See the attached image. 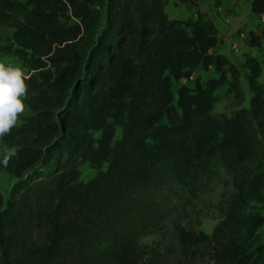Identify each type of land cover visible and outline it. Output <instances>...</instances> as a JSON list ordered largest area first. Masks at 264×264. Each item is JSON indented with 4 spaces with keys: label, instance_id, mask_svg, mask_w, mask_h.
I'll use <instances>...</instances> for the list:
<instances>
[{
    "label": "trees",
    "instance_id": "16d2710c",
    "mask_svg": "<svg viewBox=\"0 0 264 264\" xmlns=\"http://www.w3.org/2000/svg\"><path fill=\"white\" fill-rule=\"evenodd\" d=\"M167 1L0 0V26L13 29L0 34V53L26 71L29 110L0 135V172L16 179L7 201L0 191V264H152L142 238L219 182L229 199L215 262L264 264L263 222L245 214L250 202L264 204L260 62L245 55L244 108L241 72L213 52L217 30L200 0H185L195 21L169 19ZM250 11L263 14L264 0ZM259 41L248 33L250 46ZM198 67L217 76L204 89L179 87L174 106L172 82ZM224 85L232 115L212 113ZM82 161L97 170L87 182Z\"/></svg>",
    "mask_w": 264,
    "mask_h": 264
},
{
    "label": "rangeland",
    "instance_id": "374dc122",
    "mask_svg": "<svg viewBox=\"0 0 264 264\" xmlns=\"http://www.w3.org/2000/svg\"><path fill=\"white\" fill-rule=\"evenodd\" d=\"M250 1L242 0L240 5L242 13H244L247 7L246 3ZM185 5V3L178 2L177 0H169L165 5V13L169 19L190 20L186 14L187 8ZM246 12H250L249 9ZM260 30L263 29L261 28ZM240 31L247 33L243 29H240L238 32ZM12 33L13 29L0 26L2 37L11 38ZM212 69L197 71L193 75L192 80L186 84L180 81L172 82L171 90L174 93L173 105L175 106L176 104L175 94L179 87L188 86L194 89L197 81V85L201 89H204L206 81L215 76ZM241 86L245 92V101L242 107L248 108L251 92L247 84V74L244 69H241ZM213 95V114L219 115L224 113L232 115L235 113L237 110L236 101L232 93L228 92L227 85L218 88ZM25 114H29L26 106L25 110L18 116V123H20L19 118ZM165 123L166 120L163 117L160 120V124ZM120 137L121 128L116 125L115 140H118ZM262 141L264 143V137ZM154 144L155 140L153 138H149L146 141L147 148L152 147ZM0 156L5 157V148L1 143ZM78 169L81 174L80 179L83 182H87L97 173V170L85 161L80 162ZM104 169L105 165L102 167V170ZM15 181L16 179L6 172H0V191L5 201L9 199L10 191ZM173 199L175 202H178L176 198ZM228 199V190L222 188L221 182H219L212 192L201 194L199 198H195L186 204L185 211L179 206L178 211L172 214V219H170L166 227H161L149 236L142 238L141 244L143 246L144 257L151 260L152 264H217L214 259V251L227 235V230L221 226V223L224 220ZM245 214L250 218H257L263 222L257 231L256 243H264V204L250 202L246 207ZM189 237L193 238L194 243L187 242ZM183 240H186L185 243Z\"/></svg>",
    "mask_w": 264,
    "mask_h": 264
},
{
    "label": "crops",
    "instance_id": "0c3cea01",
    "mask_svg": "<svg viewBox=\"0 0 264 264\" xmlns=\"http://www.w3.org/2000/svg\"><path fill=\"white\" fill-rule=\"evenodd\" d=\"M177 1L186 4L185 0ZM241 2L242 0H221L220 5L216 6L215 0H200L197 9L203 14L205 20H210L216 27L218 44L213 52L224 55L231 63L239 68L240 72L241 69H244L246 74H248L249 69L244 65L245 55H250L257 59L262 68L259 80L263 78L260 82L264 83V30H255L260 21V16L251 13V1L246 3L248 8L246 7L244 13L241 12ZM247 9L250 12H246ZM186 14L190 20H196L195 9L187 8ZM240 29L245 30L247 33L252 32L254 35L260 36L259 46H250L247 41L239 40L237 38V32ZM0 62L22 67L20 61L10 54L0 53ZM201 69L203 68L198 67L195 73ZM212 70L214 71V69ZM23 71L26 73L24 68ZM214 73V77H216V72L214 71Z\"/></svg>",
    "mask_w": 264,
    "mask_h": 264
},
{
    "label": "clouds",
    "instance_id": "9594fccd",
    "mask_svg": "<svg viewBox=\"0 0 264 264\" xmlns=\"http://www.w3.org/2000/svg\"><path fill=\"white\" fill-rule=\"evenodd\" d=\"M25 93L23 68L0 62V135L9 132L25 110Z\"/></svg>",
    "mask_w": 264,
    "mask_h": 264
},
{
    "label": "built area",
    "instance_id": "2783aa9c",
    "mask_svg": "<svg viewBox=\"0 0 264 264\" xmlns=\"http://www.w3.org/2000/svg\"><path fill=\"white\" fill-rule=\"evenodd\" d=\"M259 16H260V21H259V23L257 25V28L255 29L257 31H259L261 28L264 30V13L263 14H260ZM237 38L239 40L247 41V39H248V33H244V32H241L240 31L237 34ZM192 78L193 77H190L189 79H182V80H180V82L186 84L189 81H191Z\"/></svg>",
    "mask_w": 264,
    "mask_h": 264
}]
</instances>
